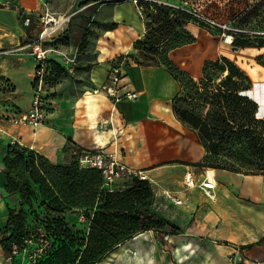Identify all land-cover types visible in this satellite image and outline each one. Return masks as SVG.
<instances>
[{
	"label": "trees",
	"instance_id": "16d2710c",
	"mask_svg": "<svg viewBox=\"0 0 264 264\" xmlns=\"http://www.w3.org/2000/svg\"><path fill=\"white\" fill-rule=\"evenodd\" d=\"M92 1L95 0L86 2ZM138 3L143 6L142 13L147 11L148 19L143 35L133 42L138 52L132 55L134 62L149 66L162 55L166 69L179 83L178 92L183 88L181 80L186 79L200 102L209 106L205 112L181 107L178 92L171 99L175 118L196 134L205 151L201 161L189 164L264 175V118L256 116L257 103L245 94L252 87L248 74L221 56L206 60L202 77L193 80L168 57L173 48L194 40L185 27L189 20H194L192 16L185 12L174 15L172 6L162 2ZM261 3L264 0L252 5L243 19L256 16ZM202 25L213 28L219 35L229 34L231 46L263 50L256 61L264 66V30L251 35L238 25L230 24L225 31ZM116 26V22H111L108 28ZM176 27L183 33L161 39ZM85 40L83 35L78 46ZM211 70L219 74L217 83H213ZM46 78L47 84L49 77ZM66 139L64 156L58 163L16 141L4 145L1 157L4 191L8 196L16 195L19 204L17 210L9 202L6 205L8 218L0 234L4 252L11 251L13 246L22 247L27 238L35 240L42 235L47 248L32 264H97L142 231H180L176 223L153 208L154 194L147 179L133 176L123 187L107 185L99 169L79 163L73 152L82 148L70 136ZM208 154L220 158L221 163H207ZM70 215L77 220L68 219Z\"/></svg>",
	"mask_w": 264,
	"mask_h": 264
},
{
	"label": "crops",
	"instance_id": "0c3cea01",
	"mask_svg": "<svg viewBox=\"0 0 264 264\" xmlns=\"http://www.w3.org/2000/svg\"><path fill=\"white\" fill-rule=\"evenodd\" d=\"M19 1L20 7H24V1ZM150 1L167 2L165 0ZM96 3L95 16H100L96 18L100 25L97 45L91 54L84 52L78 54V59L76 57V62L73 65H77V70L73 75L75 79H72L67 85L65 82L59 81L51 87L58 93L49 99L51 103L49 106L52 110H49L45 122L37 126L4 125L6 133H2L0 137V228L5 225L8 218L6 207L8 202L4 191L5 180L1 157L4 154V145L11 142L12 137L16 142L44 155L52 163L62 161L67 136H70L74 143L83 149L111 148L116 143L117 146L124 149V161L131 167L142 169L147 174L149 181L158 185L159 182L168 184V176L173 173L176 174L174 177L176 184L184 182L182 175L184 177L186 171H190L193 181L197 182L201 179L204 180L205 175L207 176L209 168L189 164L201 161L205 154L196 134L188 128L195 138L192 141L186 140L182 137H176V131L165 126L167 122H171L176 127L183 125L175 118L171 104L172 97L179 90V83L166 68L137 65L129 56L122 57L125 64L117 92L121 94L136 91L139 96L133 101L122 99L114 103L111 97L107 95L108 72L113 63L112 57L118 51L116 47L120 45L122 48H126V52L133 50V42L143 35L144 25L140 19L142 13L132 0H98ZM120 6H125L126 10H121ZM105 8L107 11L104 12ZM4 10L6 9L0 5V15L8 14L15 17V12L7 13ZM111 22L117 23L113 29H109L107 26ZM199 23L195 20H189L185 25L194 37L192 42L177 46L168 52L169 59L178 68L188 73L193 80H199L202 77V68L206 60H215L221 56L232 60L224 54L209 55L207 53L208 45L217 43V35L210 33L205 26ZM2 27L0 22V29ZM10 39L5 37L0 40V45ZM101 42L110 43L113 48L104 51ZM239 48L256 49L258 54L263 51L254 47H238L233 50ZM256 64L259 69H264V66L257 61ZM32 68L33 64L27 54L23 52L6 54L5 51H0V111L8 110L19 113L28 109L32 96ZM240 68L244 70L242 67ZM248 76L252 81L251 76L249 74ZM245 94L257 103L256 116L264 118V81H252V87ZM167 97L170 102L168 105L164 102ZM103 123H107V129L102 128ZM156 136L157 138L162 137L166 145L184 140V145L188 151L182 155L178 153L168 156L152 155L149 157L150 160L141 162L140 157L144 154L141 148L153 142ZM213 170L214 180L216 178L217 182H215L218 185V189L214 187L215 197L217 191L225 193L239 190L243 195L251 198L256 195L259 200L249 199L252 205H256L255 209L260 210L262 214L251 216L250 225L253 228L246 230V233L238 232L237 227L243 224L239 223L237 219L231 216H221L218 219V225L222 227L221 231L214 229L210 233L213 236L209 238L207 236L210 234H206L205 240L207 241H204L208 242L206 246L216 244L224 248L225 255L220 259L215 258V261H219L220 264H228L226 260L228 255L236 250L242 253L243 264H264L263 175L242 174L226 169ZM112 186L116 187L114 183ZM190 186H192L191 183ZM188 189L184 187L181 190L182 195L173 196L181 199L182 203L183 196L186 194L185 191ZM152 191L154 194L153 205L158 208L161 205V200L157 197L153 187ZM12 198L13 202L10 205L16 210L19 209L18 197L14 195ZM229 200L233 203L231 199ZM163 216L170 220L167 215ZM67 218L77 220L74 215L67 216ZM163 235L168 236L167 240H163ZM188 236L187 231L170 233L145 230L128 239L120 247L131 250L132 246L135 245V249L139 253L143 249L147 251L150 249L149 246L155 247L157 244L161 246L164 244L165 247L176 245L177 248L184 249L188 246L187 242H184L188 241ZM3 252L0 246V254ZM16 264H28L27 256L24 258L19 256Z\"/></svg>",
	"mask_w": 264,
	"mask_h": 264
},
{
	"label": "rangeland",
	"instance_id": "374dc122",
	"mask_svg": "<svg viewBox=\"0 0 264 264\" xmlns=\"http://www.w3.org/2000/svg\"><path fill=\"white\" fill-rule=\"evenodd\" d=\"M19 9L17 11L6 9L7 13L15 12V17L8 14L0 15V22L3 27L0 29V40L5 37L11 38L6 40V43L0 45V51H5L6 54H15L23 52L27 54L33 64V77L36 70L37 61L33 55L34 49L40 48L46 50L45 54L48 57L50 63L47 66L48 81L45 87V97L48 105H51L49 99L57 94L58 91H54L51 87L59 81H63L66 85L74 78L76 66L73 68L65 65L61 60L57 52L52 49H60L70 54H75L77 59L79 53L87 52L91 54V51L95 49L100 35V25L95 16L96 1L87 3V0H23L24 7H20L19 0H12ZM169 3L181 5L187 2L189 5L197 8L202 13L215 18L221 23H225L230 26L238 25L249 32L251 35H256L264 30V3H261L256 16L248 17L247 20L243 19V15L247 10L258 2V0H165ZM166 2V3H167ZM164 3V2H162ZM87 5V6H86ZM27 9H26V8ZM121 10H126L125 6H120ZM104 9V12L107 11ZM172 13L185 12L179 9H173ZM186 13V12H185ZM110 14V12H109ZM93 17V18H91ZM28 19V22H26ZM51 19V20H50ZM144 25L147 21V11L142 13L140 18ZM202 25V23H199ZM109 25V24H108ZM107 25V26H108ZM104 28V27H103ZM206 29L210 33H215L217 36V43L208 45L209 55L224 54L234 60L240 67H242L252 78V81H264V69H259L256 64L255 56L258 54L256 49H238L233 50L230 42H227L222 34L215 32L213 28ZM177 33H183V30L176 27L170 33L165 34L161 39L168 40L178 35ZM85 35L86 40L81 42L78 46L80 39ZM18 38V40H15ZM104 46L103 50L107 51L112 47L110 43L101 42ZM90 50V52H89ZM117 53L112 57V61H118L122 57L129 56L133 60L132 55H137V51L129 50L126 52V48H122L120 45L116 47ZM133 51V52H131ZM92 56V55H91ZM162 55L159 56V61L149 66H162L166 68ZM127 62V61H126ZM57 66L56 68L54 67ZM53 66V67H52ZM55 68V69H54ZM56 70V71H55ZM57 72V77H56ZM214 81L217 83V76L219 75L216 70H211ZM183 88L178 92V105L181 107H193L198 110H205L209 107L200 102V99L193 90L192 84L186 79H182ZM213 85V84H211ZM165 104H169V98L164 99ZM49 110H52L49 108ZM167 122V121H166ZM164 125V124H163ZM179 125V124H178ZM27 126V125H18ZM167 128H172L176 137H182L186 140H194V134L186 128L184 125L176 127L171 122L165 124ZM108 127V125H107ZM141 143V142H140ZM107 148L108 151H116L120 160L124 161L123 148L117 146L115 143L111 148ZM143 155L140 157L141 162L150 160L152 155L168 156L173 154H184L187 150L184 145V140H178L172 143V145L165 144L162 137L155 138L153 142L141 148ZM207 163L220 164L222 160L213 155L208 154L205 158ZM125 162V161H124ZM142 170V169H141ZM176 174L168 176L169 183L162 184L159 182L155 184L150 182L151 188L156 190L157 197L161 200V205L153 208L161 215H167L171 221L176 223L180 227L181 232H188V241L186 248H177V246H167L164 244H157L155 247L149 246L147 251L143 249L140 253L135 249V245L132 249L125 250L123 247H118L115 251L106 256L99 263L107 262L108 264H220L219 261H215V258L223 257L225 254L224 248L216 244L212 246H206L207 241L206 234L212 233L214 229L221 231L218 225L219 218L221 216H231L242 226H238L239 233H246V230L252 229L251 216L254 214H262L260 210H256V205L251 204V200H259L256 195L253 198L246 197L239 190L232 192H218L214 199L209 198L203 188L202 179L200 181H194V186L185 191L182 203L176 204L171 198L173 195H182L181 190L184 189L185 184L174 183V177ZM241 177V176H238ZM182 175V180H183ZM264 178V175H263ZM126 178L116 179L113 183L116 187L125 186L128 181ZM195 180V179H194ZM216 181V178H215ZM217 182V181H216ZM178 185V187H176ZM218 189V185L215 186ZM167 190V191H165ZM165 191V192H164ZM181 197V196H180ZM225 198V200H223ZM251 200H250V199ZM231 199L233 203L230 202ZM6 201L12 204V196L6 194ZM264 206V203L263 205ZM213 234L207 236L212 237ZM163 240L164 235H163ZM219 244V243H218ZM143 246V245H142ZM143 248H145L143 246ZM155 248V249H154ZM135 249V250H134ZM138 254V255H137ZM228 264H243L244 257L240 251H235L227 257ZM226 264V263H225Z\"/></svg>",
	"mask_w": 264,
	"mask_h": 264
},
{
	"label": "built area",
	"instance_id": "2783aa9c",
	"mask_svg": "<svg viewBox=\"0 0 264 264\" xmlns=\"http://www.w3.org/2000/svg\"><path fill=\"white\" fill-rule=\"evenodd\" d=\"M137 4L138 10L142 13L143 6L138 3L139 0H132ZM166 3V2H164ZM172 6L173 9H179L190 14L192 18L200 23H203L209 27H219L223 31L229 30L230 26L217 21L215 18H212L197 8L189 5L187 2H184L181 5L166 3ZM0 5L4 9H10L17 11L19 7L12 0H0ZM28 22V19L27 21ZM227 42H231V36L225 32L222 33ZM57 52L60 56V60L68 67L73 68L74 63L76 62V55L70 54L60 49H52ZM46 50H41L40 48L34 49L33 55L37 61L35 74L32 80V96L29 107L24 112L14 113L8 110L0 111V137L2 133H6L4 125H30L37 126L45 122L50 106L47 103L45 97V87H46V77L47 66L49 64L48 57L45 54ZM124 67V60L120 59L118 61H113L110 65L108 72V86L106 87V93L111 97L112 101L118 102L122 99L127 100H136L139 96V93L136 91L125 92L119 94L117 92V86L120 81L121 73ZM103 129H107V123L102 124ZM15 139L12 137L11 142H14ZM80 164L96 167L101 171L102 178L105 184L112 185V183L119 178L130 179L133 176H137L140 179H147V174L141 170L131 167L126 162L120 160L117 156L116 151H108L107 148L99 149H75L73 152ZM184 184L187 188H190L194 185L193 177L190 171L184 173ZM190 183L192 186H190ZM202 188L205 194L209 198L215 197L214 187L216 184L212 183L207 179L205 175L204 180L202 181ZM173 202L176 204L181 203V199L177 197L172 198ZM2 228H0V234ZM168 236L164 235V239H167ZM47 248V242L40 235L35 240L33 238H27L24 242V245L20 248L13 246L11 251L3 252L0 254V264H16L17 258L22 256L24 258L27 256L28 264H32L35 259L44 252Z\"/></svg>",
	"mask_w": 264,
	"mask_h": 264
},
{
	"label": "bare ground",
	"instance_id": "6f19581e",
	"mask_svg": "<svg viewBox=\"0 0 264 264\" xmlns=\"http://www.w3.org/2000/svg\"><path fill=\"white\" fill-rule=\"evenodd\" d=\"M50 20H51V19H50ZM226 41H229V40H226ZM207 176H208L207 179H209L210 182L216 184V182H215V180H214V170H213L212 168H209V169H208ZM134 250H135V249H134ZM137 255H138V254H137ZM97 264H101V263H97ZM102 264H108V263H107V262H104V263H102Z\"/></svg>",
	"mask_w": 264,
	"mask_h": 264
},
{
	"label": "water",
	"instance_id": "95a60500",
	"mask_svg": "<svg viewBox=\"0 0 264 264\" xmlns=\"http://www.w3.org/2000/svg\"><path fill=\"white\" fill-rule=\"evenodd\" d=\"M238 47L234 46L233 49H237Z\"/></svg>",
	"mask_w": 264,
	"mask_h": 264
}]
</instances>
